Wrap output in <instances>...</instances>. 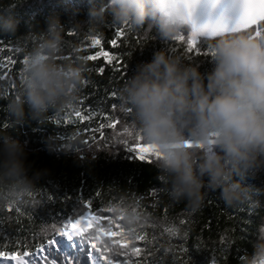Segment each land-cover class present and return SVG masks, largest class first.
<instances>
[{
  "label": "trees",
  "instance_id": "1",
  "mask_svg": "<svg viewBox=\"0 0 264 264\" xmlns=\"http://www.w3.org/2000/svg\"><path fill=\"white\" fill-rule=\"evenodd\" d=\"M89 6V0H0V10L13 8L10 15L18 22L15 36L0 31V65L8 63V67H0V76L8 73L7 78L0 79L4 90V95L0 96V132L8 131L24 144L32 172L39 170L42 173L37 188L25 197L24 203L15 205L11 212L7 211V206L0 211V220H3V228L8 233L5 237L0 232V251L20 255L24 251H34L38 244L44 242L45 230L50 232L53 223L74 218L83 201L92 198L93 210L116 206L123 208L125 204H131L142 216H149L150 222L155 223L154 228L148 223L136 229L138 234H146V239L136 242L142 253L140 257H132L133 264L137 260L144 264L146 256L147 264H213V256L215 264H250L260 229L264 228V174L237 177L245 186L257 190L250 201L239 207H226L218 192H210L205 206L191 212L185 202L169 199L168 184L159 176L154 155L149 158L151 162L131 159L126 151L128 145L119 144L122 139L128 140L129 144L136 143L133 118L121 110L119 92L126 78L135 74L138 65L150 62L155 52L168 49L169 54L180 56L186 63H198L199 70L206 73L212 68V44L221 36L232 34L198 37L200 54H197L196 50L187 51L186 42L176 39L163 41L155 30L150 33L113 24L100 31H72L69 28L57 62L75 61L79 56L86 57L99 51V46H88L92 37L99 36L102 46L118 57L123 70L117 71L114 66L106 65L103 58L87 60L84 82L74 107L50 113L46 123L30 121L12 129L6 105L22 82L23 58L32 46V41L16 37L45 30L52 16H58L69 27L76 22H85ZM117 27L123 28L125 35L119 39V47L112 48L109 41L114 38ZM257 27L260 25L250 26L239 33L254 35ZM180 35H185L187 41L190 29L183 30ZM9 57L16 63L11 64L6 59ZM101 66L105 67L103 75L97 72ZM113 91L117 93L116 97L109 98ZM82 99L85 106L100 109L111 119L118 118L121 123L117 129L129 126L133 135L122 133L116 136L112 129L105 128L108 145L100 141L99 146L89 148L83 141L93 134L89 133L86 137L82 130L97 128L99 123L106 121L97 115L90 122L79 123L73 112L80 108ZM113 104L117 105L115 111L111 108ZM65 116L72 122L64 123ZM15 207H19L21 212L17 213ZM101 223L106 224V221ZM120 223L123 224V221ZM222 240L229 245L226 250H222ZM149 252L151 256H148ZM47 255L57 264H67L65 258H70L72 264H103L98 254L89 255L88 244L80 238L70 241L57 236ZM260 260L257 259L256 264H260ZM7 264L13 263L8 261Z\"/></svg>",
  "mask_w": 264,
  "mask_h": 264
},
{
  "label": "clouds",
  "instance_id": "2",
  "mask_svg": "<svg viewBox=\"0 0 264 264\" xmlns=\"http://www.w3.org/2000/svg\"><path fill=\"white\" fill-rule=\"evenodd\" d=\"M192 3L89 0L85 22L69 27L52 16L45 30L16 37L32 41V46L25 54L22 82L6 105L12 129L30 121L46 123L50 113L76 105L87 59L57 62L69 28L100 31L113 24L155 30L163 41H171L190 29ZM12 9L0 10V31L15 36L18 22L10 15ZM211 51L212 68L202 73L198 63H186L161 49L150 62L137 66L119 92L120 108L133 118L136 135L160 154L155 166L168 184L169 199L185 202L191 212L205 206L210 192H218L226 207H239L257 190L237 177L264 174V37L221 36ZM189 143L193 147H187ZM27 155L25 145L10 132H0V207L24 203L37 188L42 173L32 172ZM123 209V225L130 235L150 222L134 205ZM262 257L264 228L250 264Z\"/></svg>",
  "mask_w": 264,
  "mask_h": 264
},
{
  "label": "snow or ice",
  "instance_id": "3",
  "mask_svg": "<svg viewBox=\"0 0 264 264\" xmlns=\"http://www.w3.org/2000/svg\"><path fill=\"white\" fill-rule=\"evenodd\" d=\"M199 3V0H198ZM197 6V0H193L190 5L187 23L190 25V36L185 40V35H179L176 40L187 43V51L193 52L196 50L197 54H200L197 48V38L198 37H210V36H220L223 34H233L239 33L243 29H248L253 25H260L257 27L254 37H264L262 36V31H264V0H236V7L238 8V14L234 19L221 14L215 21H210L203 24H198L194 11ZM73 33H69L72 35ZM125 31L123 28L117 27L114 30V38L109 41L112 48L119 47V39L123 38ZM252 35V34H251ZM92 48L99 46V51L86 56L88 61H96L103 58L106 65L114 66L115 70L122 71L123 65L120 64L118 57L105 49L102 46V40L99 36H94L90 40L88 45ZM17 51H19L17 49ZM210 54L212 51L210 50ZM11 64L16 63L10 57L6 58ZM115 61V64H114ZM25 57L23 58V63H25ZM0 67H8V63L0 65ZM105 67L101 66L97 69L98 74L103 75ZM8 77V73L5 72L0 79H5ZM117 93L115 91L111 92L109 98H115ZM106 103V101H104ZM113 111L116 110L117 105H111ZM87 113V114H85ZM73 115L78 119L79 123L83 124L85 122H90L92 119L96 118L97 115L101 116V119L106 121V123L101 122L98 124L97 128L86 127L82 131L86 137L89 133H92L90 137L86 138L83 143L89 148L93 146H99L100 141H104L105 145H108V140L105 138L104 129L109 128L113 130L114 135L120 136L122 133L132 136L133 133L130 131L129 126H125L122 129H117V125L120 124V120L111 119L108 113H103L100 109H93L92 106H85L83 99L80 101V108L74 110ZM60 121H57L59 123ZM71 119L67 116L64 118V123H71ZM7 125H5L6 127ZM134 128V125L132 126ZM98 133L99 135H95ZM136 143L129 144L128 140H120L119 144L128 145L126 148L127 153L131 159H136L140 161L148 160L151 156L159 158V153L155 150L152 145L142 143L141 137L135 136ZM187 147H193L191 143L186 145ZM199 147V146H197ZM79 150V149H77ZM31 195V193L29 194ZM99 196V192L96 193ZM51 199V197H48ZM93 200L89 198L82 203L80 211L75 215L74 218H69L65 221L53 223L51 226V231L45 230L44 242L38 244L34 251H24L22 255L19 253H7L5 251H0V264H7L8 261H14L15 264H57V261L50 259L47 255V250L55 245V238L57 236L65 237L68 240L73 238H80L82 242H86L89 247V255L96 253L99 255L103 264H133L132 257H140L142 253V248L136 246L137 241H144L146 239V234H138L136 230H132L134 234H129V230L125 228L120 221L123 220V213L125 209L116 206L108 208H97L93 210L92 208ZM15 205L9 204L7 206V211L11 212ZM3 207H0V211ZM17 213L21 212L19 207H15ZM104 213H111L114 215H104ZM34 219V217L32 216ZM102 221H106V224H102ZM3 220H0V232H3L4 236L7 237L8 233L3 228ZM183 223V222H182ZM150 227H155V223L149 222ZM143 227V226H142ZM169 230V229H166ZM170 231V230H169ZM106 237L107 239H104ZM19 243V241H18ZM222 250H226L229 245L224 244ZM182 251H187V249H181ZM152 253L149 252L148 256ZM67 264H72L70 258H65ZM215 257H212L213 264H215ZM148 257H145L144 264H147ZM136 264H140L137 260ZM159 264V262H158ZM260 264H264V257L261 258Z\"/></svg>",
  "mask_w": 264,
  "mask_h": 264
},
{
  "label": "bare ground",
  "instance_id": "4",
  "mask_svg": "<svg viewBox=\"0 0 264 264\" xmlns=\"http://www.w3.org/2000/svg\"><path fill=\"white\" fill-rule=\"evenodd\" d=\"M236 0H199L194 16L198 24L215 21L221 14L234 19L238 14Z\"/></svg>",
  "mask_w": 264,
  "mask_h": 264
},
{
  "label": "rangeland",
  "instance_id": "5",
  "mask_svg": "<svg viewBox=\"0 0 264 264\" xmlns=\"http://www.w3.org/2000/svg\"><path fill=\"white\" fill-rule=\"evenodd\" d=\"M210 37H214V36H210ZM9 262H11V263L15 264V262H14V261H9Z\"/></svg>",
  "mask_w": 264,
  "mask_h": 264
}]
</instances>
